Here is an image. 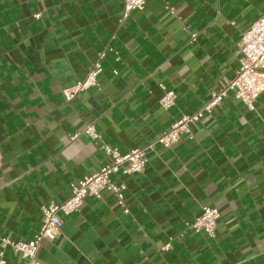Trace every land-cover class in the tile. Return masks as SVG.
Wrapping results in <instances>:
<instances>
[{"label": "crops", "instance_id": "obj_1", "mask_svg": "<svg viewBox=\"0 0 264 264\" xmlns=\"http://www.w3.org/2000/svg\"><path fill=\"white\" fill-rule=\"evenodd\" d=\"M146 2L120 23L123 0H0V252L2 239L32 240L43 207L101 169L103 143L145 148L203 108L235 78L238 44L264 17V0ZM110 45L100 87L67 101ZM161 84L178 97L168 111ZM89 124L101 141L80 134ZM192 132L158 146L144 174L114 178L130 214L106 191L60 214L41 264H264V94L251 111L229 93ZM203 206L221 213L214 238L186 227Z\"/></svg>", "mask_w": 264, "mask_h": 264}, {"label": "built area", "instance_id": "obj_2", "mask_svg": "<svg viewBox=\"0 0 264 264\" xmlns=\"http://www.w3.org/2000/svg\"><path fill=\"white\" fill-rule=\"evenodd\" d=\"M124 8L121 14L120 23L127 20L134 11L142 12L147 6L146 0H123ZM171 14H175L173 8L168 7ZM36 19L40 15L35 16ZM196 34L191 36V42H195ZM108 52H115L110 45L99 52L98 61L90 68L85 79L77 82L74 86L65 89L63 94L67 101L74 100L79 94L87 92L93 88H99V79L104 73V61ZM239 68L236 76L228 85L211 94V100L194 114L185 115L177 121L170 130L162 133L154 142L145 148H135L126 154H122L119 149L113 148L105 143L101 145V150L105 155V163L101 169L92 175L84 176L72 185V195L63 204L51 203L43 207V224L35 237L27 242L14 241L12 239H2L3 250L0 252V264H7L6 248L19 254L26 264H41L38 259V252L44 241H54L61 236L62 220L60 214L71 216L79 212L82 205L88 198H101L103 192H108L115 196L118 206L126 214L130 210L126 205L127 187L124 184H116L114 178L117 176H134L144 174L149 162V155L158 146L166 149L173 148L183 137L194 138L192 126L200 122L205 115L212 114L214 109L220 106L233 93L237 100L242 101L249 110L256 108V102L264 94V17L255 21L247 30L238 44ZM119 60V58H118ZM118 71L114 70V75L118 76ZM165 92L160 100L161 107L168 111L177 104V94L174 89H167L165 85H160ZM89 137L92 141H101L102 135L94 124H89L80 133ZM80 134L72 137L77 138ZM4 157L0 147V168L3 167ZM221 213L216 207L203 206L201 213L191 222L186 224L188 230L196 234H206L210 238L216 236L218 221ZM168 244L164 250L170 249Z\"/></svg>", "mask_w": 264, "mask_h": 264}]
</instances>
